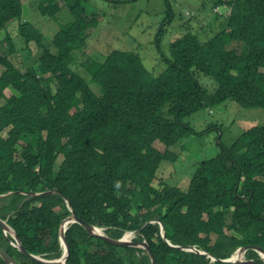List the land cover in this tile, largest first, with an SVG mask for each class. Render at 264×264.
Listing matches in <instances>:
<instances>
[{"label": "trees", "instance_id": "1", "mask_svg": "<svg viewBox=\"0 0 264 264\" xmlns=\"http://www.w3.org/2000/svg\"><path fill=\"white\" fill-rule=\"evenodd\" d=\"M28 1L0 0V31L18 21L28 51L24 58L8 34L0 41V217L26 250L61 257L58 230L72 212L113 238L142 229L136 241L149 243L157 264H224L208 254L226 259L240 246L264 248V123L230 145L217 127V154L198 164L187 187L154 185L162 163L183 155L182 141L193 132L187 117L231 101L264 108V0H217L214 10H229L217 11L222 28L206 38L188 31L170 44V58L161 51V29L152 42L166 64L158 76L138 52L88 53L108 17L93 0H33V15L24 20ZM64 8L71 19L62 25L56 17ZM46 21L56 24L55 52L44 43ZM81 55L100 96L74 68ZM200 74L215 79L217 89L209 91ZM46 191L53 193L33 196ZM66 240V264H150L144 250L112 246L80 224ZM0 247L22 264H38L1 228Z\"/></svg>", "mask_w": 264, "mask_h": 264}, {"label": "rangeland", "instance_id": "2", "mask_svg": "<svg viewBox=\"0 0 264 264\" xmlns=\"http://www.w3.org/2000/svg\"><path fill=\"white\" fill-rule=\"evenodd\" d=\"M208 1L209 4L207 1L202 2V0H169L173 18L168 21L169 9L166 0H93L95 5L108 10V17L95 31L97 33L92 35L93 39L87 46L88 53L93 57L102 58L114 49L138 52L150 74L158 76L166 69V64L161 60V56L152 42L161 29L163 30L161 51L165 57L170 58V44L188 31L206 38L222 28L220 24H223L224 17L214 10L217 8L215 7L217 0ZM37 6L35 8H38ZM218 10L223 14H227L229 11L227 7L222 5L219 6ZM32 15L33 0H29L24 5V20L30 19ZM70 19L71 15L67 8H64L56 17L57 23L62 25L68 23ZM165 20L168 22L162 26ZM44 27V43L53 50V35L57 32L56 24L46 21ZM7 34L15 40L17 47L22 50L24 46L19 36L18 21L0 31V41ZM30 49L32 53L29 54H35L37 47L32 43ZM22 52H24L23 57L27 58L26 53L28 51L22 50ZM52 52H55V49ZM86 57L81 55L74 68L87 80L94 93L100 96L101 88L92 82L90 73L85 70L82 64ZM21 67L26 68L25 66ZM3 70L0 68V75ZM200 81L209 91H215L218 87L215 79L204 74H200ZM3 103L4 100H1L0 105ZM185 122L190 124L193 132L182 141L183 155L181 159L175 163H162L154 182L157 188L162 186L160 183L162 180L163 184H168V186L187 187L188 180H190L198 164L217 154V127L223 128L225 133L223 140L226 145H230L245 129L264 123V108L246 109L231 101L211 109H204L187 117ZM212 125H215V128L211 129L209 133H201ZM131 233L133 240L140 238L137 232ZM249 256L250 252H247L245 255L247 259H260L259 255L254 256L255 258ZM27 264L32 263L27 261Z\"/></svg>", "mask_w": 264, "mask_h": 264}, {"label": "water", "instance_id": "3", "mask_svg": "<svg viewBox=\"0 0 264 264\" xmlns=\"http://www.w3.org/2000/svg\"><path fill=\"white\" fill-rule=\"evenodd\" d=\"M50 193H53V192L46 191L43 193H33V196L50 194ZM65 200H67V198H65ZM68 207L72 211V206L70 202H68ZM156 222L157 221L151 220V221H148L147 224L156 223ZM73 224H80L91 236L102 239L103 241H105L106 243L112 246H116V247L131 246L135 248H140L144 250L147 256L149 257L150 264H157V258L155 256V253L153 252L149 243L145 239L141 241H136V240H133L132 238H127L126 233L121 238H113L104 232L106 230L105 228L97 227L91 223L82 221L74 212H72V215L66 218L65 220H63L60 224L59 241L61 245H63L64 253L59 258H55L52 260L46 259V258L41 257L40 255H35V254L28 252L26 248L24 247V245L22 244V241L20 240L16 230L8 223V221L0 217V228L3 230L4 234L8 238H10L9 241L12 243V245L18 251L24 254L27 258H29L30 260L38 264H66V261L69 255V245L66 240V233ZM160 228L162 231L163 238H165L166 241L169 244H171V242L166 237L165 228L162 223H161ZM141 230L136 231V232L140 234ZM175 247H178V248H181L187 251H194L200 254H205L204 251H198L193 247L191 248L188 247L187 249L181 246H175ZM250 251L257 253L260 259L259 260L247 259L245 255L247 252H250ZM0 257L5 261L6 264H12V263L20 264L19 262L15 260V258L12 255H10L7 251H5L1 247H0ZM208 258H211L212 262H221L224 264H264V248L257 246V245L240 246L229 258L220 259L210 254H208Z\"/></svg>", "mask_w": 264, "mask_h": 264}, {"label": "bare ground", "instance_id": "4", "mask_svg": "<svg viewBox=\"0 0 264 264\" xmlns=\"http://www.w3.org/2000/svg\"><path fill=\"white\" fill-rule=\"evenodd\" d=\"M126 237L127 238H132V233L130 234V232H127V234H126ZM103 241V240H102ZM106 243V242H105ZM61 249H62V254L64 253V250H63V245H61ZM8 252V251H7ZM20 252V251H19ZM21 253V252H20ZM61 254V255H62ZM1 258V257H0ZM14 258H15V256H14ZM15 260L17 261V259L15 258ZM5 262V261H4ZM17 262H19V261H17ZM67 262V261H66ZM20 263V262H19ZM21 263H23V262H21ZM20 263V264H21ZM13 264V263H12Z\"/></svg>", "mask_w": 264, "mask_h": 264}, {"label": "clouds", "instance_id": "5", "mask_svg": "<svg viewBox=\"0 0 264 264\" xmlns=\"http://www.w3.org/2000/svg\"><path fill=\"white\" fill-rule=\"evenodd\" d=\"M215 11H218L219 13H222V12H220L218 9L217 10H215ZM223 14V13H222ZM225 16L226 15H229V11H228V13L227 14H224ZM12 244V243H11ZM41 256V255H40ZM42 257V256H41ZM44 258V257H43Z\"/></svg>", "mask_w": 264, "mask_h": 264}, {"label": "crops", "instance_id": "6", "mask_svg": "<svg viewBox=\"0 0 264 264\" xmlns=\"http://www.w3.org/2000/svg\"><path fill=\"white\" fill-rule=\"evenodd\" d=\"M59 230H60V227H59ZM10 239V238H9ZM22 264V263H21Z\"/></svg>", "mask_w": 264, "mask_h": 264}]
</instances>
